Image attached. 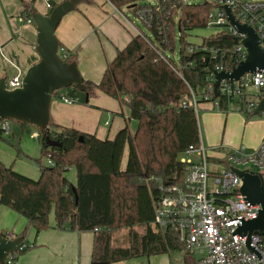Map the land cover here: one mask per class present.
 <instances>
[{
    "label": "trees",
    "instance_id": "obj_1",
    "mask_svg": "<svg viewBox=\"0 0 264 264\" xmlns=\"http://www.w3.org/2000/svg\"><path fill=\"white\" fill-rule=\"evenodd\" d=\"M108 1L134 15L139 8L152 9V18L145 23L149 33L139 28L98 82L84 79L90 95L100 90L129 108V119L137 121L135 132L126 124L114 138L102 139L51 121L50 130L39 134L41 157L36 160L41 162L44 157L54 164L41 166L37 179L0 161V206L26 218L22 234L29 227L36 233L51 228L53 207L54 227L94 233L91 264H117L175 250L185 253L175 231L153 226L160 183H181L186 170L181 158L190 146L200 145L198 114L191 105L181 103L194 93L198 103L228 111L232 98L216 97L207 87L213 84L212 72L233 68L242 59L238 42L228 33L201 36L199 43L187 40L194 30L207 28L213 9L210 2ZM177 38L181 44L178 59L171 54ZM64 60L77 61V54L69 52ZM61 92L73 102L81 101L76 95ZM14 121L21 130L28 124ZM14 136L13 131L5 135L0 127V140L10 141ZM47 137L60 145H49ZM70 168L76 169V185L65 175ZM120 230L127 231V244L115 243ZM29 248L22 242L12 261L5 264H15L17 256Z\"/></svg>",
    "mask_w": 264,
    "mask_h": 264
},
{
    "label": "crops",
    "instance_id": "obj_2",
    "mask_svg": "<svg viewBox=\"0 0 264 264\" xmlns=\"http://www.w3.org/2000/svg\"><path fill=\"white\" fill-rule=\"evenodd\" d=\"M62 1L0 0V78L6 77L8 82L18 75L23 77L39 61L36 52L37 26L24 18L31 17L33 12L47 15L52 7ZM116 9L108 0H81L75 9L62 18L56 29L59 43L70 53L77 54L76 62L84 79L98 82L109 63L139 29L125 12ZM98 95V92L89 95V101L85 104L52 98L51 121L63 127L94 133L102 139L104 136L114 138L126 124L130 126L129 112L120 111L117 104L101 100ZM105 112H112L117 117L108 116ZM103 120L104 125L109 126L108 130L101 125ZM198 122L207 150H224L239 145L255 149L264 140V113L247 119L244 114L233 109L222 111L204 104ZM125 154L128 159V150ZM74 173L77 183L76 169ZM13 215V212L0 206V231L8 230L15 237L24 235L23 247L29 245L26 238L33 245L15 264H91L93 232L54 227L53 209L50 213L51 228L36 233L34 228L29 227L22 234L27 220H15Z\"/></svg>",
    "mask_w": 264,
    "mask_h": 264
},
{
    "label": "built area",
    "instance_id": "obj_3",
    "mask_svg": "<svg viewBox=\"0 0 264 264\" xmlns=\"http://www.w3.org/2000/svg\"><path fill=\"white\" fill-rule=\"evenodd\" d=\"M202 1L213 5L207 24V29L214 30L212 33L224 32L241 38L246 36L239 34L237 28L228 20L224 7L229 6L239 23L248 24L255 29L264 48V0ZM136 16L144 23H149L152 9L139 8ZM24 19L34 22L32 17ZM237 51L242 57L240 61L244 60L246 50L239 42ZM68 53L65 47L59 48L62 58ZM233 68H218L215 71H231ZM22 79L21 75L14 77L7 82L8 88L20 87ZM211 80L214 84V72ZM213 84L207 87L209 91L214 92ZM55 94L65 102H73L63 92L56 91ZM220 95L232 98L228 110L233 109L245 116L254 113L258 103L264 99V70L246 73L233 82L222 80L219 86ZM181 104L191 105L197 112L198 98L192 93L191 99L183 100ZM0 127L5 135H10L8 120H3ZM35 136H39L37 131ZM221 149L215 151L220 152ZM223 153L211 157L200 134V145L190 146L181 158L186 165L183 181L177 184L160 183L161 194L155 203L153 226L162 231L172 229L177 233L188 258L187 264H264V234L243 235L237 232L243 221L258 217L261 205H253L246 200L240 192L242 177L232 169L248 170L264 177V140L255 149L239 145L224 149ZM195 156L197 160L194 159ZM47 164L54 163L48 159ZM0 234L6 238L15 237L9 231H0ZM12 259H8V262Z\"/></svg>",
    "mask_w": 264,
    "mask_h": 264
},
{
    "label": "water",
    "instance_id": "obj_4",
    "mask_svg": "<svg viewBox=\"0 0 264 264\" xmlns=\"http://www.w3.org/2000/svg\"><path fill=\"white\" fill-rule=\"evenodd\" d=\"M81 0H64L47 15L32 13V19L37 26L36 52L40 59L25 73L22 85L9 89L6 77L0 78V124L3 120H18L42 131L50 130V108L56 91L68 87L85 92V103L89 101V91L76 61L68 62L59 54V41L56 29L62 18L75 9ZM228 20L235 26L244 38H233L244 46L246 57L231 71H214V94L219 96V86L222 80L231 82L239 80L246 73L264 70V48L255 29L248 24L239 23L229 6L224 7ZM264 113V99L255 108L254 114ZM82 141V139H81ZM51 146H59L56 140L47 137ZM243 180L240 192L250 204H260L261 210L257 218L243 221L237 232L243 235L264 234V177L252 171H241L232 168ZM24 235L6 238L0 234V264L12 259L22 247Z\"/></svg>",
    "mask_w": 264,
    "mask_h": 264
},
{
    "label": "rangeland",
    "instance_id": "obj_5",
    "mask_svg": "<svg viewBox=\"0 0 264 264\" xmlns=\"http://www.w3.org/2000/svg\"><path fill=\"white\" fill-rule=\"evenodd\" d=\"M148 1V0H147ZM196 2L202 1V0H194ZM240 2L244 1H253V0H237ZM125 14H127L132 21L134 22L137 27H139L141 30L145 31L146 33H149V28L148 26L136 15H134L130 10L124 9L123 10ZM214 30L211 28H205V29H199V30H194L192 32V35L187 38L188 41L190 42H196L199 43L201 40V36H208L210 35ZM180 47L181 44L179 42V39L177 38L176 40V47L174 53H171L172 56L176 59H178L179 54H180ZM76 92H75V91ZM61 91H64L65 93L71 94V95H76L79 100L85 102L86 94L85 92L76 90L74 87H68L65 89H61ZM58 90V92H61ZM94 92H98V96H100L101 100H109L110 102H114V104H117L120 107V111H127L129 112V108L126 105H121L118 101L112 99L105 93H103L100 90H95ZM60 98L58 94H55L53 96V100H56ZM62 100V99H61ZM91 102L93 101V98L90 99ZM75 102V103H81ZM85 104V103H81ZM204 104H210V103H198V109H197V114H198V121L199 117L202 113L203 105ZM107 105V104H105ZM102 108H104L102 106ZM108 114V116H113L112 112H105ZM129 116V114H128ZM113 117H117V115H114ZM111 119V118H110ZM117 118H115V121ZM115 121L113 122V127L115 126ZM9 125L11 131L15 133L14 137H11V140H0V161L5 165V166H12L13 169L23 175H26L30 178L37 179L40 175V168L41 166L45 165L47 163V158H42L41 162L37 161L36 159H39L41 157V143H40V137L35 136V132L37 131L38 134L41 135V130L37 128L36 126H33L31 124H27L24 129H20L17 123L14 120H9ZM16 125L18 127H16ZM103 127H105L107 130L109 129V126L104 125V120L102 121L101 124ZM133 131L135 132L137 128V121L131 120L130 126H129ZM112 136V134H111ZM202 136V135H201ZM7 137V136H5ZM103 138H106L104 136ZM20 151L18 152V150ZM208 150V153L211 157L214 155H223L224 150H220V152L217 151H212ZM212 154H211V153ZM213 155V156H212ZM184 156H182L183 158ZM197 160V156L194 158ZM127 161V155L125 154L122 167L124 168L126 165ZM71 170V169H70ZM66 172V177L68 180L73 183V185L76 183V178L74 176L75 168H72L71 171ZM212 184H210L211 188ZM5 208V210H9L10 212H13V216H15V220L17 218H22L24 222H26V218L23 216H20L19 213L14 211L13 209L2 206ZM51 211L53 212V207L51 208ZM14 220V221H15ZM25 225V224H24ZM24 227V226H21ZM23 229V228H21ZM6 231V230H5ZM8 231V230H7ZM127 231L126 230H120L115 234V243L116 244H127V238H126ZM26 243L29 244L28 247H30L27 251H25L22 254H19L17 256V259L14 261L15 263H18V259L25 255L29 250L33 248V245L31 243H28V238L25 239ZM25 243V242H24ZM187 256L182 250H175L171 251L168 254H159V255H150V256H141V257H135L131 259L124 260L120 263L117 264H187Z\"/></svg>",
    "mask_w": 264,
    "mask_h": 264
}]
</instances>
